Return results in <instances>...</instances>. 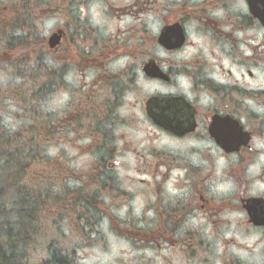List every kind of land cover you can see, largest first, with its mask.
<instances>
[{
	"label": "flooded vegetation",
	"instance_id": "obj_1",
	"mask_svg": "<svg viewBox=\"0 0 264 264\" xmlns=\"http://www.w3.org/2000/svg\"><path fill=\"white\" fill-rule=\"evenodd\" d=\"M82 59L43 135L84 129V225L123 216L124 264H264V0H84Z\"/></svg>",
	"mask_w": 264,
	"mask_h": 264
},
{
	"label": "rangeland",
	"instance_id": "obj_2",
	"mask_svg": "<svg viewBox=\"0 0 264 264\" xmlns=\"http://www.w3.org/2000/svg\"><path fill=\"white\" fill-rule=\"evenodd\" d=\"M5 1L6 6L0 7V25L5 23L9 26L5 29L4 35L9 32L10 23L17 21V10L21 0ZM61 2H64L66 7L70 3L68 10H64L59 4L53 5L56 11L41 12L39 10L40 13L36 15L34 21L30 19L25 23L23 21L24 26L14 30L17 35L10 36V42L0 44V98L4 97L0 101V131L6 134V137H12L11 144L14 149L17 147L22 149L23 137L27 140L37 135L35 148L38 149L34 150L37 154L27 173L22 177V185L25 188L37 183L36 190L40 186L38 184H41L44 187L43 190L48 191L40 218L47 223L46 226L52 224L53 229L47 230L46 233L49 234H46V238L40 236L41 234L37 235L35 242L30 246L31 257L35 264L43 260L57 263L55 261L57 252H53V258L49 250L51 246L46 245L52 237L56 236L60 239L57 243L59 247L75 254L72 264H124L130 256L132 257L128 242L118 233L119 222L124 221L122 219L124 217L109 219L106 214H103L104 220L100 224L92 220L84 225V204L78 205L84 203V129L79 131L78 128L74 131L72 128L71 134L65 135L63 139V135L51 138V142L48 140V135H43L50 121H56L59 118L64 120L72 113L70 106L73 110L84 107V102L79 103L82 100L81 85L84 81L82 78L84 74L82 59L84 56V0H62ZM100 6L101 3L97 7L95 5L93 9ZM14 18L16 20H13ZM67 23H70L68 31L73 37L70 49L65 44L61 47H51L48 42L49 37ZM1 33L3 35V31ZM11 44L14 48L9 51L8 47ZM19 56H21L22 64L19 68L22 72L26 71L25 75L16 72L17 66H14L12 62L13 58ZM44 73H48L54 79L53 90L52 87L46 88L45 84L48 81L53 83V80ZM52 73L54 74L51 75ZM39 74L42 75L38 79ZM35 75H37L36 78L33 77ZM18 88L23 91L22 94L50 90L44 96L39 97L37 94L38 97L31 98V101L25 100L19 104L15 97L20 90ZM5 90H8L9 96L4 95ZM19 96L20 94L18 98ZM63 115H65L64 118ZM77 118L80 121L72 122L74 128L80 125L84 127V119L80 116ZM40 129L41 139L38 135ZM49 161L52 162V166H55V163L61 166L58 175L43 171V167ZM89 164L90 162L87 165ZM42 172L45 173L44 176ZM125 175V172H121L122 178H126ZM41 178L45 182L42 183ZM59 204L61 208L56 206ZM109 205L110 201L106 206ZM136 208L139 209L137 212L141 209L139 204ZM143 253L144 251L140 254L142 257ZM60 264H70V262L64 259V263Z\"/></svg>",
	"mask_w": 264,
	"mask_h": 264
},
{
	"label": "trees",
	"instance_id": "obj_3",
	"mask_svg": "<svg viewBox=\"0 0 264 264\" xmlns=\"http://www.w3.org/2000/svg\"><path fill=\"white\" fill-rule=\"evenodd\" d=\"M27 2L29 0H26L22 9L17 10V21L10 23L8 34L4 35L5 29L9 26L5 23L0 25V44L10 42V36L15 35L14 30L17 27L24 26L22 25L23 21L25 23L28 19H32L30 17L33 9L29 12ZM3 5L4 2L0 0V7ZM27 14H29V18ZM3 18L5 19V17ZM13 20H16V18ZM1 31H3V35ZM13 48L14 46L11 44L8 50L11 51ZM12 62L14 66H17L16 72L21 75L26 74V71L22 72L19 68L22 66L21 56L13 58ZM45 74L48 75V78L54 80L48 73ZM36 76L33 77L36 78ZM51 84L48 81L45 84L46 88H51ZM49 90L22 94L23 91L20 89L18 93L22 95L18 98L19 104L22 101L25 102V100L31 101L30 99L36 97L37 94L39 97L44 96ZM5 135L0 131V264H35L31 257L32 249H30V246L43 229L40 214L43 213L42 207L46 203L45 197H47L48 191L37 192L34 186L29 185L24 188L22 185V177L32 165L35 156L34 148L36 144L34 139H27L25 143L22 142V149H17L18 147L14 149L11 144L12 137H6ZM64 259L71 260L67 256V252L57 250V255H55L57 263L44 260L39 264H60L64 263Z\"/></svg>",
	"mask_w": 264,
	"mask_h": 264
},
{
	"label": "water",
	"instance_id": "obj_4",
	"mask_svg": "<svg viewBox=\"0 0 264 264\" xmlns=\"http://www.w3.org/2000/svg\"><path fill=\"white\" fill-rule=\"evenodd\" d=\"M58 40H59V38L56 37V36H54L53 38H51V40H50V44H51V46H52V47H53V46H56V45L58 44Z\"/></svg>",
	"mask_w": 264,
	"mask_h": 264
}]
</instances>
